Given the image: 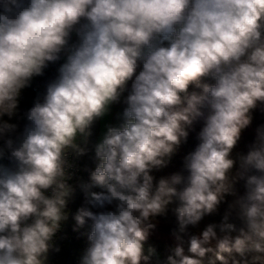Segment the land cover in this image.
<instances>
[{"label": "clouds", "instance_id": "obj_1", "mask_svg": "<svg viewBox=\"0 0 264 264\" xmlns=\"http://www.w3.org/2000/svg\"><path fill=\"white\" fill-rule=\"evenodd\" d=\"M0 264H264V0H0Z\"/></svg>", "mask_w": 264, "mask_h": 264}, {"label": "trees", "instance_id": "obj_2", "mask_svg": "<svg viewBox=\"0 0 264 264\" xmlns=\"http://www.w3.org/2000/svg\"><path fill=\"white\" fill-rule=\"evenodd\" d=\"M27 96V99H26V102H25V107H27L30 102H31V93L30 91L26 94ZM175 166H179V158H177V160L174 162ZM172 169H169L168 171H171ZM162 237H165V238H162ZM152 242L155 243L156 245H158L161 250H163L164 246L166 244H169L171 243V239L168 235V227L167 226H164L162 225L161 226V229H160V232L153 237L152 239Z\"/></svg>", "mask_w": 264, "mask_h": 264}, {"label": "built area", "instance_id": "obj_3", "mask_svg": "<svg viewBox=\"0 0 264 264\" xmlns=\"http://www.w3.org/2000/svg\"><path fill=\"white\" fill-rule=\"evenodd\" d=\"M30 93H31V99H32V96H33V93L30 91ZM31 103V102H30Z\"/></svg>", "mask_w": 264, "mask_h": 264}, {"label": "rangeland", "instance_id": "obj_4", "mask_svg": "<svg viewBox=\"0 0 264 264\" xmlns=\"http://www.w3.org/2000/svg\"><path fill=\"white\" fill-rule=\"evenodd\" d=\"M118 110V109H117ZM162 238H165V237H162Z\"/></svg>", "mask_w": 264, "mask_h": 264}]
</instances>
